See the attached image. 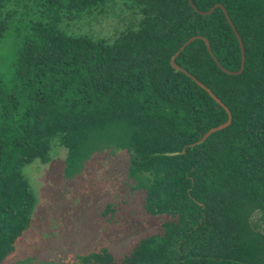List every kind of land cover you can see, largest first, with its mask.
Segmentation results:
<instances>
[{"label": "trees", "instance_id": "1", "mask_svg": "<svg viewBox=\"0 0 264 264\" xmlns=\"http://www.w3.org/2000/svg\"><path fill=\"white\" fill-rule=\"evenodd\" d=\"M18 51L15 80L0 79V264L30 228L36 200L22 174L67 150L64 180L122 153L158 229L122 256L106 247L66 264H264V0H38ZM122 4L134 23L113 40L68 34L63 25ZM19 0H0V12ZM0 20V38L8 30ZM208 87L228 113L172 57ZM215 58L220 62L218 65ZM184 152V153H183ZM113 208L102 212L107 217ZM111 220V219H110Z\"/></svg>", "mask_w": 264, "mask_h": 264}, {"label": "rangeland", "instance_id": "2", "mask_svg": "<svg viewBox=\"0 0 264 264\" xmlns=\"http://www.w3.org/2000/svg\"><path fill=\"white\" fill-rule=\"evenodd\" d=\"M7 14L9 27L0 38V79L12 84L18 51L31 27L49 19L38 0H19V5L0 12V20ZM133 23L132 12L118 4L103 14H87L63 28L75 36L113 40ZM66 158L67 150L56 145L51 162L37 160L23 168L36 205L30 228L5 264H66L63 260L101 247L119 257L140 238L154 233L165 220V216L145 215L143 194L133 188L122 153L110 160L95 159L88 172L73 182L64 180ZM107 208L114 209L108 219L102 214Z\"/></svg>", "mask_w": 264, "mask_h": 264}, {"label": "water", "instance_id": "3", "mask_svg": "<svg viewBox=\"0 0 264 264\" xmlns=\"http://www.w3.org/2000/svg\"><path fill=\"white\" fill-rule=\"evenodd\" d=\"M189 3L192 5V7L194 8V9H196L200 14H202V15H211L214 11H215V9L216 8H221L222 10H223V12H224V14L226 15V17H227V19H228V21H229V23H230V25H231V27H232V29L234 30V32H235V34H236V36H237V38H238V40H239V43H240V47H241V51H242V65H241V68H240V70L239 71H237V72H232V71H228L227 69H225V68H222L225 72H227L228 74H231V75H239V74H241L243 71H244V69H245V61H246V57H245V48H244V44H243V41H242V38H241V36L239 35V33L237 32V30H236V27H235V25H234V23H233V21L231 20V18H230V16L228 15V12H227V10H226V8L223 6V5H221V4H218V5H216L215 7H213L210 11H205V12H203V11H200V10H198L197 9V7L194 5V3H193V0H189ZM197 39H201V40H203V41H205V43H206V45H207V48H208V50L211 52V46H210V43L208 42V40H206L204 37H201V36H195V37H192L191 39H189L181 48H180V50L172 57V59H171V66H172V68L173 69H175L176 71H181V72H183V73H186L187 75H189L195 82H197L198 83V85L200 86V87H202L205 91H207L209 94H210V96L222 107V108H224V110H226L227 111V113H228V121L226 122V123H224V124H222V125H220V126H218V127H214V128H212V129H210L206 134H204V136L202 137V139H200L199 141H197L196 143H194V144H192L191 146L192 147H194V146H196V145H199V144H202V143H204L212 134H214V133H216V132H219V131H221V130H224V129H226V128H228L230 125H231V123H232V114H231V112H230V110L227 108V106L208 88V87H206L204 84H202L201 82H199L195 77H193L191 74H189L183 67H181L180 65H178L177 63H176V59H177V57L181 54V52H183L184 51V49L187 47V46H189L192 42H194L195 40H197ZM212 53V52H211ZM215 60H216V62L218 63V65L219 66H221V64H220V62L215 58ZM184 153V152H183Z\"/></svg>", "mask_w": 264, "mask_h": 264}]
</instances>
